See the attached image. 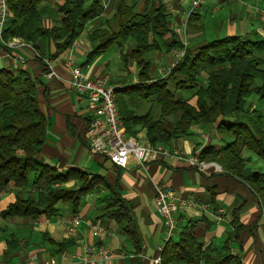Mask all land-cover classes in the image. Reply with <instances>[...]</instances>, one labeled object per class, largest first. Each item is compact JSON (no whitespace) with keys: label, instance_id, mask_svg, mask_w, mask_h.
Wrapping results in <instances>:
<instances>
[{"label":"crops","instance_id":"0c3cea01","mask_svg":"<svg viewBox=\"0 0 264 264\" xmlns=\"http://www.w3.org/2000/svg\"><path fill=\"white\" fill-rule=\"evenodd\" d=\"M63 1L44 0L39 12L44 27L51 28L59 23L62 14L57 8ZM161 1L168 14V28L175 31L191 50L206 41L228 35L249 40L264 39L263 0H205L193 11L191 21L188 20L191 0ZM100 2L103 5L102 14L88 22L69 48L53 56V42L41 44V57L48 59L53 75H49L46 63L37 57L38 53L32 48L12 44L11 39L5 41L0 35V68L23 70L37 82V99L47 122L45 142L38 159L59 172L78 168L88 174H98L107 184L88 193L76 211L70 203L58 202L57 213L52 217H0V264H30L28 258L31 255L36 258L34 264H156L154 259L161 257L166 236L155 205L157 184L171 187L176 195L185 199L209 204L205 211L198 208L181 211L176 222L177 234L187 221H197L194 233L205 246L214 244L220 247L223 244L232 230V211L237 208L242 230L239 243L231 244L232 254L239 256L244 264H264V215L253 189L222 168L217 169L211 163L213 161L198 168L175 157L178 151L187 158L198 157L202 149L226 143L229 138L219 133L216 123L191 125L187 134L164 144L169 154L149 159L143 166L129 158L125 168H117L109 159L90 151L86 101L71 90L66 65H78L90 77L106 74L110 84L118 87L136 83L135 62L121 59V54L131 49L130 40L121 47L111 46L87 64L84 62L92 49L88 34L93 29L105 27L118 30L115 12L119 4L133 5L139 10L143 6L140 0ZM208 20L210 27L207 26ZM177 53L179 50L176 48L148 52L146 58L151 62V76H165L177 61ZM206 78L207 73H202L199 77L201 84L206 83ZM182 96L190 104L195 103L192 91H183ZM257 102L256 97L251 101L246 99V108L259 110L264 115V108L259 104L257 106ZM126 104L140 114L150 102L128 98ZM134 128L138 130L136 137L147 142L145 128L140 125ZM242 156L246 159V167L264 172V162L255 154L244 150ZM32 180L31 174L26 185L10 182L7 187H0V212L17 199H25L29 192H36L38 188L31 184ZM68 185L76 187L77 183L71 181ZM115 193L126 204L133 222L132 233L126 231L125 222L119 223L106 217L108 211L118 208L108 206L110 196ZM73 216L80 218L76 226L70 223ZM94 226L102 227L103 232L94 234ZM89 245L103 249L108 257L86 252L85 247Z\"/></svg>","mask_w":264,"mask_h":264},{"label":"trees","instance_id":"16d2710c","mask_svg":"<svg viewBox=\"0 0 264 264\" xmlns=\"http://www.w3.org/2000/svg\"><path fill=\"white\" fill-rule=\"evenodd\" d=\"M43 2L7 0L8 19L1 37L5 41L13 37L22 39L40 52L41 44L51 41L55 46L53 56H56L69 48L88 22L103 12L100 0H64L57 8L62 14L61 20L46 28L39 13ZM140 3L143 4L140 10L133 5L119 4L115 12L118 30L97 27L88 34L92 49L84 64L111 46L121 47L130 40L131 49L121 54V59L135 62L137 82L115 90L126 134L135 136L138 130L134 127L140 125L146 130L148 143L164 145L187 134L195 123H216L219 133L229 140L219 147L202 149L198 158L218 163L224 172L249 185L258 196L264 215V172L246 167L242 156L244 150H249L264 162V115L259 110L246 108V98L252 93L264 100V39L228 35L191 50L168 28V14L161 0H140ZM193 18V12L189 13L188 20ZM161 48H176L183 53L165 76L153 78L146 55ZM204 72L206 83L201 84L199 77ZM257 79L259 84L255 82ZM36 88V80L25 71L0 68V187H7L10 182L26 185L32 174L31 184L38 188L25 199L9 204L0 212L1 218L52 217L57 213L58 202H68L76 211L88 193L107 185L98 174H88L78 168L59 172L38 159L47 122ZM183 91L193 92L194 104L182 96ZM128 98L146 100L150 105L138 114L128 108ZM71 181L77 186L68 185ZM109 201V207L118 208L108 211L106 217L125 222L126 231L132 233L133 222L123 199L115 193ZM196 223L187 221L165 242L160 264H244L231 251V244L239 243L242 230L237 208L232 211V230L220 247L205 246L198 240L194 233Z\"/></svg>","mask_w":264,"mask_h":264},{"label":"built area","instance_id":"2783aa9c","mask_svg":"<svg viewBox=\"0 0 264 264\" xmlns=\"http://www.w3.org/2000/svg\"><path fill=\"white\" fill-rule=\"evenodd\" d=\"M204 0H191L189 13L199 7ZM8 19L7 0H0V35ZM13 44V42H10ZM21 44V43H20ZM21 45H25L22 43ZM11 46V45H10ZM183 51L176 54L177 58ZM71 90L83 97L86 101V110L89 116L87 127V144L90 151L97 155H102L109 159L118 168H125L129 158H133L138 165L144 164L149 159H158L169 154L163 144H150L139 138L129 136L123 129V120L119 113L116 101L115 90L119 87L109 82L106 74L90 77L82 67L68 63ZM12 70H15L14 68ZM52 73V74H51ZM50 75L54 72L51 71ZM175 157L179 160H186L190 165L198 168L208 166L198 159L197 156L187 158L183 153L176 152ZM217 169H219L216 166ZM155 205L158 214L161 216L165 228V242L169 240L176 231L178 214L188 208H198L207 210L208 203H200L192 198H183L175 194L171 187H164L157 184L155 187ZM80 222L79 216H73L70 223L73 226ZM100 226L93 227V233H102ZM86 252L101 254L107 258L103 249H95L92 246L85 247ZM35 256L28 258L30 264L35 263ZM160 257L154 259L156 264H160Z\"/></svg>","mask_w":264,"mask_h":264},{"label":"rangeland","instance_id":"374dc122","mask_svg":"<svg viewBox=\"0 0 264 264\" xmlns=\"http://www.w3.org/2000/svg\"><path fill=\"white\" fill-rule=\"evenodd\" d=\"M205 1V0H204ZM264 2V1H263ZM210 25H211V23H210ZM210 25H209V20L207 21V26H209L210 27ZM207 34H209V32L207 31ZM208 36V38H211V35H207ZM12 42H13V44H22V43H24L25 44V46H28V47H30V48H32L33 49V51L34 52H36V53H38V58L40 59V60H42L44 63H46V66H47V70H48V73H49V75H50V73H51V67L49 66V63H48V59H46L44 56L43 57H41V52L40 51H38L37 49H35L33 46H32V44H30V43H28V42H26V41H24V40H22V39H19V38H16V37H13L12 39ZM41 50V49H40ZM177 57V56H176ZM52 74V73H51ZM256 84H259V79H257L256 81ZM253 97H256V99H257V106H258V104H259V106H261V108H264V102L263 101H261V100H259L258 99V97L255 95V94H250L246 99H247V101H251L252 99H253ZM133 137H136V135L135 136H133ZM136 138H139V137H136ZM167 151H168V149H166ZM178 152H180V151H178ZM200 160V159H199ZM261 162H263L262 160H261ZM205 163H207V162H205ZM213 165H215V166H217L219 169H221V166L218 164V163H216V162H211ZM210 163V164H211ZM261 165V164H260ZM174 235H176V231L174 232ZM173 235V236H174Z\"/></svg>","mask_w":264,"mask_h":264}]
</instances>
